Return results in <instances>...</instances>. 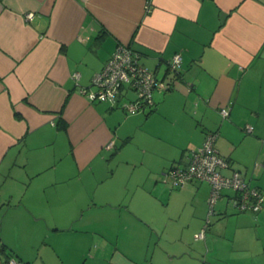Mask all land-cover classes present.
I'll use <instances>...</instances> for the list:
<instances>
[{
  "label": "crops",
  "instance_id": "obj_1",
  "mask_svg": "<svg viewBox=\"0 0 264 264\" xmlns=\"http://www.w3.org/2000/svg\"><path fill=\"white\" fill-rule=\"evenodd\" d=\"M119 43L163 83L143 111L120 107L127 88L116 103L81 92ZM209 131L223 173L264 192V0H0V252L26 264H264V206L239 212L223 189L196 238L209 184L166 181ZM160 198L176 213L159 217ZM83 234L86 248L68 249Z\"/></svg>",
  "mask_w": 264,
  "mask_h": 264
},
{
  "label": "built area",
  "instance_id": "obj_2",
  "mask_svg": "<svg viewBox=\"0 0 264 264\" xmlns=\"http://www.w3.org/2000/svg\"><path fill=\"white\" fill-rule=\"evenodd\" d=\"M32 13H27L30 19ZM140 53L130 45L119 43L109 59L100 70L96 71L88 87L81 92L91 101H108L116 103L123 94L124 88L129 89L134 97L121 103L120 107L125 113H135L150 108L153 104V91L162 88L154 72L140 62ZM181 55L176 53L168 62L170 68L176 69L181 64ZM75 78L77 74L73 75ZM222 117L228 116L226 107L220 108ZM252 127L245 126L250 132ZM217 133H205L202 143L190 150L188 161L183 165H173L166 173V181L173 187L182 188L191 181L206 182L210 186L207 197L209 212L203 227L196 233V238H203L209 223V215L215 213L214 204L223 189L232 191L229 197L231 205L239 212H256L264 206V192L252 185L239 171L232 169L230 174L223 173L229 168L225 157L221 156L215 148ZM0 264H24L14 256L0 252Z\"/></svg>",
  "mask_w": 264,
  "mask_h": 264
},
{
  "label": "rangeland",
  "instance_id": "obj_3",
  "mask_svg": "<svg viewBox=\"0 0 264 264\" xmlns=\"http://www.w3.org/2000/svg\"><path fill=\"white\" fill-rule=\"evenodd\" d=\"M148 125V128H150V129H152V128H154L156 125H159V117L158 116H155V117H153V118H151L150 120H149V123L147 124ZM143 126H146V124H144ZM136 139H140V138H136ZM136 139H134V141L132 142V144L130 143V144H128L124 149V151H131L132 149H133V147H135V144L137 143L136 141ZM198 147V146H197ZM225 170V169H224ZM208 184V183H207ZM209 190H210V187H209ZM167 198V197H166ZM159 200H161V206L159 205V217H162V216H164L165 217V215H172V214H175L176 213V211L174 210H172V209H165L164 208V204H165V202H166V199L165 198H160ZM218 204H219V202L215 205V208H217L218 207ZM207 205H208V203H207ZM209 207V206H208ZM123 231V230H122ZM88 234H83L82 235V238L81 237H78L76 240H73L71 237L70 238H68L69 240H66V241H64V243H66V245L68 246V249H75V248H78V247H84V249L86 248V246H87V244H88ZM10 239H12V237H11V235H10ZM115 241H113L112 240V242L114 243H116V239H114ZM111 241V240H110ZM156 241H157V239L156 238H153L152 240H151V248L149 249V251L142 257L141 256V258H145V260H147V261H149L150 260V258H151V256H152V252H153V250H152V246H153V244L154 243H156ZM27 244V243H26ZM94 244H97V243H94ZM102 246V245H101ZM136 248H138V246H137V244H136ZM90 262H88V264H89Z\"/></svg>",
  "mask_w": 264,
  "mask_h": 264
},
{
  "label": "trees",
  "instance_id": "obj_4",
  "mask_svg": "<svg viewBox=\"0 0 264 264\" xmlns=\"http://www.w3.org/2000/svg\"><path fill=\"white\" fill-rule=\"evenodd\" d=\"M2 252H4V251H2ZM5 254L10 255V256H13V255L10 254L8 251H7V253H5ZM14 257H15V256H14ZM24 264H26V263H24Z\"/></svg>",
  "mask_w": 264,
  "mask_h": 264
}]
</instances>
